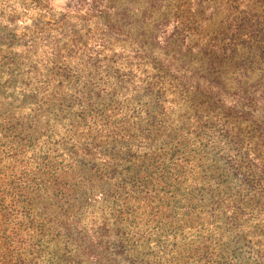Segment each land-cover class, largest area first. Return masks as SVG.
I'll return each instance as SVG.
<instances>
[{
  "label": "rangeland",
  "instance_id": "obj_1",
  "mask_svg": "<svg viewBox=\"0 0 264 264\" xmlns=\"http://www.w3.org/2000/svg\"><path fill=\"white\" fill-rule=\"evenodd\" d=\"M0 206V264H264V0H0Z\"/></svg>",
  "mask_w": 264,
  "mask_h": 264
},
{
  "label": "trees",
  "instance_id": "obj_2",
  "mask_svg": "<svg viewBox=\"0 0 264 264\" xmlns=\"http://www.w3.org/2000/svg\"><path fill=\"white\" fill-rule=\"evenodd\" d=\"M1 207V206H0ZM4 217H5V214H2V209H0V222L4 219ZM1 229V228H0ZM9 251H13L12 249L11 250H9ZM6 255V257H7V255L8 254H5Z\"/></svg>",
  "mask_w": 264,
  "mask_h": 264
}]
</instances>
